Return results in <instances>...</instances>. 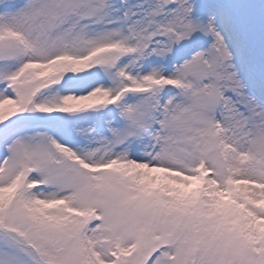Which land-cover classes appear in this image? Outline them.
I'll list each match as a JSON object with an SVG mask.
<instances>
[{"label": "snow or ice", "instance_id": "1", "mask_svg": "<svg viewBox=\"0 0 264 264\" xmlns=\"http://www.w3.org/2000/svg\"><path fill=\"white\" fill-rule=\"evenodd\" d=\"M0 264H264V0H0Z\"/></svg>", "mask_w": 264, "mask_h": 264}, {"label": "rangeland", "instance_id": "2", "mask_svg": "<svg viewBox=\"0 0 264 264\" xmlns=\"http://www.w3.org/2000/svg\"><path fill=\"white\" fill-rule=\"evenodd\" d=\"M70 103H75V102H70ZM84 103H87V102H84Z\"/></svg>", "mask_w": 264, "mask_h": 264}]
</instances>
